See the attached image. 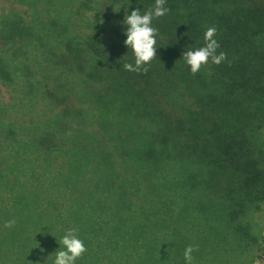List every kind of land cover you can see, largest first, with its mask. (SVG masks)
I'll list each match as a JSON object with an SVG mask.
<instances>
[{
  "label": "trees",
  "instance_id": "1",
  "mask_svg": "<svg viewBox=\"0 0 264 264\" xmlns=\"http://www.w3.org/2000/svg\"><path fill=\"white\" fill-rule=\"evenodd\" d=\"M17 1L25 17L0 13L13 94L0 103V264H54L70 228L88 249L75 264H186L188 245L193 264L261 259L264 0H166L146 74L123 68L124 19L155 0ZM212 26L227 60L193 75L182 53Z\"/></svg>",
  "mask_w": 264,
  "mask_h": 264
},
{
  "label": "clouds",
  "instance_id": "2",
  "mask_svg": "<svg viewBox=\"0 0 264 264\" xmlns=\"http://www.w3.org/2000/svg\"><path fill=\"white\" fill-rule=\"evenodd\" d=\"M166 0H155L154 8L141 13L137 8L130 14L126 12L124 23L127 25L125 30L126 39L124 44L132 50L135 57V64L124 63L123 68L130 72L147 73L151 62L157 57V36L158 29L153 26V19L165 16L170 9L165 7ZM217 28L208 27L204 33V46L195 49L188 48L182 53V57L190 66L191 73L195 75L203 67L211 63L220 65L227 60V54L217 50L221 47L215 38ZM211 74V73H210ZM16 220L6 221L4 228H12ZM78 228H70L66 234L59 239L61 247L56 251L54 264H75L87 252V246L83 239L79 238ZM199 250L198 245H188L184 251L186 264H193L195 257L193 253ZM43 251V249H41Z\"/></svg>",
  "mask_w": 264,
  "mask_h": 264
},
{
  "label": "rangeland",
  "instance_id": "3",
  "mask_svg": "<svg viewBox=\"0 0 264 264\" xmlns=\"http://www.w3.org/2000/svg\"><path fill=\"white\" fill-rule=\"evenodd\" d=\"M25 6L20 4L17 0H0V13L2 11H5L6 13H17V14H13V15H18L19 13H23L22 15H20V17H25L26 15V11H24ZM15 75H16V81L14 84L9 85L8 87L14 88L15 90L13 91L15 94H19V90L21 89V82H20V78H21V73L19 71H15ZM0 103L4 102V100H11V97L13 94L12 92H5V88L3 87V85L0 83ZM8 93V94H7ZM16 95V96H17ZM12 102V101H11ZM168 185V183H167ZM170 188V186H169ZM74 210V211H73ZM71 211L72 214H77V217L80 215V213H82V210H80L79 212H76L75 209H73ZM264 215V211L261 212L260 214H258L257 216H255V221H259V226H263L264 227V219L263 216ZM254 221V219H253ZM257 226V225H256ZM85 228V227H84ZM262 243L260 245V247H262V257L261 259L257 260L256 262H254L253 264H264V230L262 231ZM47 251H49L48 249H46ZM44 250V251H46Z\"/></svg>",
  "mask_w": 264,
  "mask_h": 264
}]
</instances>
